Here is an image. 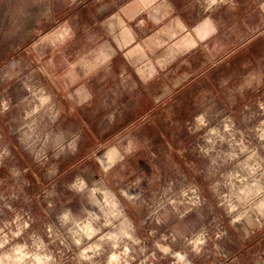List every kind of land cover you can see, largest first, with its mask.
<instances>
[{
    "label": "rangeland",
    "instance_id": "1",
    "mask_svg": "<svg viewBox=\"0 0 264 264\" xmlns=\"http://www.w3.org/2000/svg\"><path fill=\"white\" fill-rule=\"evenodd\" d=\"M85 2L0 0V264H264L263 41L177 63L110 176L70 172L91 142L46 60Z\"/></svg>",
    "mask_w": 264,
    "mask_h": 264
},
{
    "label": "crops",
    "instance_id": "2",
    "mask_svg": "<svg viewBox=\"0 0 264 264\" xmlns=\"http://www.w3.org/2000/svg\"><path fill=\"white\" fill-rule=\"evenodd\" d=\"M207 1L86 0L69 16L91 21L78 20L75 28L71 20L51 31L53 43L63 46L47 58L46 72L71 128L91 142L90 149L78 151L76 163L66 161L70 172L110 176L124 158L120 141L130 136L137 115L149 116L174 94L177 63L206 65L214 58L211 52L218 58L241 42L264 46V0H218L213 6ZM151 123L137 124L154 128Z\"/></svg>",
    "mask_w": 264,
    "mask_h": 264
}]
</instances>
